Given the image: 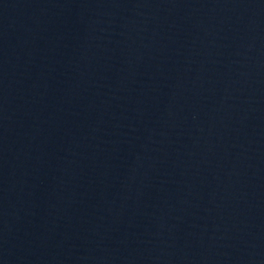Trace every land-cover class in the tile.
I'll list each match as a JSON object with an SVG mask.
<instances>
[{
	"label": "water",
	"instance_id": "95a60500",
	"mask_svg": "<svg viewBox=\"0 0 264 264\" xmlns=\"http://www.w3.org/2000/svg\"><path fill=\"white\" fill-rule=\"evenodd\" d=\"M0 264H264V0H0Z\"/></svg>",
	"mask_w": 264,
	"mask_h": 264
}]
</instances>
